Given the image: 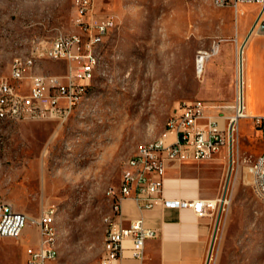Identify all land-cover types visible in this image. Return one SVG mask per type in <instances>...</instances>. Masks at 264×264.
Listing matches in <instances>:
<instances>
[{
  "label": "rangeland",
  "instance_id": "obj_1",
  "mask_svg": "<svg viewBox=\"0 0 264 264\" xmlns=\"http://www.w3.org/2000/svg\"><path fill=\"white\" fill-rule=\"evenodd\" d=\"M74 1L0 0L2 80L28 92V77L10 78L13 59L28 55L35 37L80 33ZM235 1L97 0V17L111 15L116 25L100 41L99 66L77 108L62 122L0 118V201L30 216L52 207L63 264H94L105 255L111 190L126 159L160 136L179 103L204 99L195 90L209 58L197 74L196 52L233 36ZM32 70L62 77L67 62L40 59ZM233 137V150L222 146L207 168L214 200L205 212L207 264H264V194L249 170L264 140L246 118ZM36 240L34 226L17 239L0 238V264H25V245Z\"/></svg>",
  "mask_w": 264,
  "mask_h": 264
},
{
  "label": "built area",
  "instance_id": "obj_2",
  "mask_svg": "<svg viewBox=\"0 0 264 264\" xmlns=\"http://www.w3.org/2000/svg\"><path fill=\"white\" fill-rule=\"evenodd\" d=\"M96 1H74V24L80 28V33L58 32L50 39L35 37L31 40L28 55L13 59L10 78L20 82L28 77V92L22 93L16 85L0 78V118L14 121L57 119L62 122L77 108L80 94L90 84L99 66L102 30H109L110 33L116 25L111 15L97 17ZM239 1H256L261 4V10L264 9L262 0ZM215 3L223 4L224 0H215ZM215 51L214 47L197 50V74L202 71L207 57ZM45 58L66 61V73L61 77L34 72L35 63ZM241 90L242 84L238 86L235 83V103L229 115L222 112L214 114L212 109L219 106L200 99L179 103L167 121V134L161 137L159 143L142 148L134 159L124 163L118 186L111 190L110 212H113V219H107V254L95 264H121L124 258L143 259L144 242L155 236V230L145 226L142 218L123 226L122 201L130 199L142 210L164 203L166 199L162 188L167 164L210 159L224 145L228 153L230 147L233 150V133L237 132L239 120L250 117L244 110ZM250 120L264 138V116H253ZM249 170L253 187L264 194V149ZM207 203L204 199L177 202L179 206H190L196 214H204ZM26 226L36 227L37 240L35 244L25 245L24 263L58 264L49 252V244L56 237L52 230V207L45 208L38 216H30L15 210L11 203L0 201V238L17 239Z\"/></svg>",
  "mask_w": 264,
  "mask_h": 264
},
{
  "label": "crops",
  "instance_id": "obj_3",
  "mask_svg": "<svg viewBox=\"0 0 264 264\" xmlns=\"http://www.w3.org/2000/svg\"><path fill=\"white\" fill-rule=\"evenodd\" d=\"M251 3L235 1L234 34L217 42L216 51L207 60L195 90L196 95L204 98L200 100L219 106L212 109L214 114L229 115L233 111L236 53L241 44L242 104L250 117L264 116V30H258L264 21V10L259 2ZM166 134L163 130L160 135ZM216 154L210 159L167 164L162 188L164 203L142 210L130 199L122 201L121 224L126 226L142 218L145 226L155 230V236L145 240L141 261L124 258L121 264H207L212 243L211 222L205 213L196 214L190 206H179L177 202L195 199L211 202L208 196L213 193L209 186L212 175L207 168L211 160L220 159Z\"/></svg>",
  "mask_w": 264,
  "mask_h": 264
},
{
  "label": "bare ground",
  "instance_id": "obj_4",
  "mask_svg": "<svg viewBox=\"0 0 264 264\" xmlns=\"http://www.w3.org/2000/svg\"><path fill=\"white\" fill-rule=\"evenodd\" d=\"M264 1V0H262ZM264 10V9H262ZM108 31L109 30H102V36H100V41L102 40L103 37L106 36V34H108ZM238 61H237V71H236V83L238 84V86H240L242 84V76H241V51H239L238 53V57H237ZM199 64V63H198ZM199 66V65H198ZM89 84H87L85 86V89L83 90V94H80V98H79V101H78V104L82 101V99L86 96V93H87V88H88ZM88 97V96H87ZM170 118V117H169ZM169 118L166 120L165 122V126H164V132H167V121L169 120ZM163 135H160L158 138H156L155 140H153L152 142L150 143H147V144H142L140 146H138L136 148V150L126 159L127 160H130V159H134L136 155H138V152L142 150V148H150L151 146L153 145H156L157 143H159V140L161 139ZM125 161V162H126ZM260 190V189H259ZM261 191V190H260ZM211 202H214V200L212 199ZM210 203V202H209ZM211 204V203H210ZM212 205V204H211ZM53 217H54V211L52 209V230H53V233L56 234V231H55V228L53 226ZM107 219H113V212H110V214L107 216L106 218V221ZM105 221V220H104ZM56 239V237H55ZM55 239L52 240V243L49 244V252L52 254L53 257H55V260L58 261V264H63L62 261L60 260L59 258V255H58V251H57V247H56V243H55ZM105 240H107V231H106V237L104 238ZM107 254V251L105 253V255L100 259V261L102 259H104V257L106 256ZM82 264H85V263H82ZM95 264V263H94Z\"/></svg>",
  "mask_w": 264,
  "mask_h": 264
},
{
  "label": "water",
  "instance_id": "obj_5",
  "mask_svg": "<svg viewBox=\"0 0 264 264\" xmlns=\"http://www.w3.org/2000/svg\"><path fill=\"white\" fill-rule=\"evenodd\" d=\"M258 30H259V31L264 30V21H262V22L260 23Z\"/></svg>",
  "mask_w": 264,
  "mask_h": 264
}]
</instances>
